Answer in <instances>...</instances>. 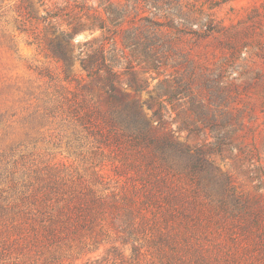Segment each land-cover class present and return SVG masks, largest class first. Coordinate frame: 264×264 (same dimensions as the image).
<instances>
[{
  "label": "rangeland",
  "instance_id": "374dc122",
  "mask_svg": "<svg viewBox=\"0 0 264 264\" xmlns=\"http://www.w3.org/2000/svg\"><path fill=\"white\" fill-rule=\"evenodd\" d=\"M31 1L38 18L47 5L74 17L58 20L64 29L78 25L71 42L72 80H63L64 63L49 49L58 32L42 19L24 20L21 30V0H0V191L11 196L7 190L14 181L22 187L23 179L35 180V170L46 165L66 176L86 177L94 162L111 167L82 127L63 113V86L102 103L108 99L82 63L86 53L101 46L121 73L126 101L153 97L161 103L166 127L152 117L159 104L144 106L159 135L173 129L185 146L220 144L213 165L205 164L211 168L205 181L214 189L211 195L204 188L196 193L184 174L172 181L186 197L175 211L182 215L171 223L184 255L192 264H264V238L251 234L248 214L238 216L255 203L264 207V0L214 6L203 0ZM133 81L142 89L130 86ZM109 247L75 264L112 258ZM123 250L129 256L131 246Z\"/></svg>",
  "mask_w": 264,
  "mask_h": 264
},
{
  "label": "trees",
  "instance_id": "16d2710c",
  "mask_svg": "<svg viewBox=\"0 0 264 264\" xmlns=\"http://www.w3.org/2000/svg\"><path fill=\"white\" fill-rule=\"evenodd\" d=\"M203 1L214 6L230 0ZM18 8L20 16H24L19 21L21 30L24 20L42 19L49 29L58 32L49 40V49L64 63L63 80L71 81L75 57L71 42L78 25L69 22L72 29H64L58 20L74 17L47 5L46 13L38 18L31 0H21ZM90 42L85 45L91 46ZM82 63L91 83H102L108 99L102 103L63 86V113L67 121H76L82 127L94 151L111 160V167L94 162L92 175L86 177L82 173L66 176L55 165H46L45 169L35 170V180L23 179L22 187L19 180L14 181L7 190L11 196L0 191V264H75L77 259L107 244L112 258H89L81 264H192L171 231V223L180 214L176 208L184 206L181 202L186 199L172 181L185 175L196 193L201 188L209 194L213 192L205 182L211 172L205 164L213 165L211 156L221 152L220 144L217 148L210 144L207 149L185 146L175 138L173 129L159 135L144 106L154 108L159 104L152 117L159 119L160 127H166L161 103H155L153 97L148 102L126 101L129 92L122 90L121 73L101 46L86 53ZM134 84L136 90L142 89L136 81L130 86ZM110 180L118 185L111 188ZM244 211L238 216L248 214L253 224L251 234L264 238L259 229L264 223V207L255 203ZM126 245L131 246L129 256L124 254Z\"/></svg>",
  "mask_w": 264,
  "mask_h": 264
}]
</instances>
